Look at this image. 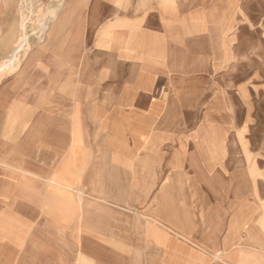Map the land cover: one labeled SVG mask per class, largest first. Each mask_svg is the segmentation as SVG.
Wrapping results in <instances>:
<instances>
[{"label":"crops","instance_id":"crops-1","mask_svg":"<svg viewBox=\"0 0 264 264\" xmlns=\"http://www.w3.org/2000/svg\"><path fill=\"white\" fill-rule=\"evenodd\" d=\"M66 4L10 75L29 44L13 46L0 0V264H264L232 126L215 108L184 119L187 70L219 56V41L189 46L201 16L166 0Z\"/></svg>","mask_w":264,"mask_h":264},{"label":"rangeland","instance_id":"rangeland-1","mask_svg":"<svg viewBox=\"0 0 264 264\" xmlns=\"http://www.w3.org/2000/svg\"><path fill=\"white\" fill-rule=\"evenodd\" d=\"M166 1L189 15L201 16L204 30L189 37V46L206 53L212 48L211 41H219L218 58L187 70L188 81L192 76L196 81L189 88L185 86L186 91L198 99L196 103L187 102L194 114L184 119L191 130L202 123L208 109L215 108L220 111V123L232 126L227 137L232 146L229 167L237 173L236 187L250 190L253 208L260 207L258 215L264 231V0ZM66 3L67 0H11L14 19L7 28L12 33L13 46L26 36L29 48L10 75L19 70L33 47L44 43ZM49 18V24L43 25Z\"/></svg>","mask_w":264,"mask_h":264},{"label":"bare ground","instance_id":"bare-ground-1","mask_svg":"<svg viewBox=\"0 0 264 264\" xmlns=\"http://www.w3.org/2000/svg\"><path fill=\"white\" fill-rule=\"evenodd\" d=\"M61 7H62V3L58 6V8L55 10L54 13L56 14V13L59 11V9H61ZM55 8H56V7H55ZM55 8H54V9H55ZM48 24H49V21H45V22H43V25H45V26L48 25ZM22 42H23V44H25V43H27V45L29 44L28 41H27V38H24V39H18L17 45L20 46V45L22 44ZM16 55H17V54L12 55L13 58H15ZM13 58H12V60H14ZM12 62H13V61H12ZM12 62H11V67H13ZM14 69H16V68L11 69V71H13ZM3 71H4V69L1 68V69H0V76H3V75H4V72H3Z\"/></svg>","mask_w":264,"mask_h":264},{"label":"water","instance_id":"water-1","mask_svg":"<svg viewBox=\"0 0 264 264\" xmlns=\"http://www.w3.org/2000/svg\"><path fill=\"white\" fill-rule=\"evenodd\" d=\"M1 77V76H0Z\"/></svg>","mask_w":264,"mask_h":264}]
</instances>
